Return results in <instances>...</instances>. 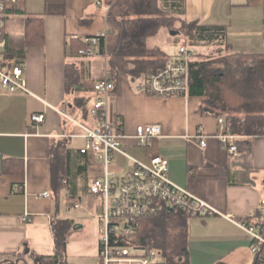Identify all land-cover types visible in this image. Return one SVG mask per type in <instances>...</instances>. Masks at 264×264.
Here are the masks:
<instances>
[{
    "label": "crops",
    "instance_id": "obj_1",
    "mask_svg": "<svg viewBox=\"0 0 264 264\" xmlns=\"http://www.w3.org/2000/svg\"><path fill=\"white\" fill-rule=\"evenodd\" d=\"M183 6L181 18L187 22L224 25L230 51L264 53V0H184ZM10 7L13 9L5 19V48H23L26 19H40L44 37L41 44L26 45L22 56H15L9 62L11 66H20L29 92H10L0 83V264L17 263L26 255L34 264H40L38 255L54 252V219L71 220L68 238L74 226L75 229L83 227H76L71 218L60 216L61 205L68 206L63 203L68 197L64 182L60 201L53 196V177L63 175L65 170L63 153H84L82 129L77 123L87 126L95 123L89 112L96 100L95 94H90L85 113L73 103L76 96L89 93L66 90L65 69L70 63L93 85L102 80L114 81L108 108L116 117L117 128L123 135L121 141L129 156L145 164L154 155L166 158L168 178L222 214L187 217L188 263L252 264L251 236L223 215L231 214L235 221L247 223L259 218L264 201V136L235 134L238 151L229 155L227 146L218 137V116L203 108L204 96L162 98L147 93V75L133 77L129 72L131 65L123 57L114 55L121 23L118 16L110 13L106 0H19ZM104 30L107 35L103 53H99L98 45L93 55L73 53L77 41ZM169 31L162 28L158 33L169 36ZM155 47L167 54L164 46L150 48ZM3 64L6 60L0 66L7 68ZM33 113H43L44 120L32 121ZM70 123L79 131H73ZM140 124H159L161 134L148 145L137 146L133 135ZM198 133L205 136V146L195 139ZM72 138L81 139L82 144L72 148ZM59 139L65 140L60 142L58 152L52 151ZM84 155L89 164L98 166L89 161L87 153ZM117 156L125 158L131 167L121 174L130 171L133 162L121 154ZM5 160H9L6 168ZM112 168L113 163L110 169L114 171ZM86 184L84 200H78L82 206L92 209L97 201L101 210H96L100 214L101 200L87 192ZM45 191L50 195L43 196ZM92 196L95 199L91 205ZM174 213L168 210L158 215L169 220ZM99 229L101 236L100 219ZM100 236L95 240L91 237L78 241L67 239L68 264L72 259L79 264L98 262Z\"/></svg>",
    "mask_w": 264,
    "mask_h": 264
},
{
    "label": "trees",
    "instance_id": "obj_2",
    "mask_svg": "<svg viewBox=\"0 0 264 264\" xmlns=\"http://www.w3.org/2000/svg\"><path fill=\"white\" fill-rule=\"evenodd\" d=\"M110 5V13L119 17L121 31L114 55L123 57L131 65L129 70L133 77L148 75L156 71L167 60L168 56L159 48L147 45L149 38L158 34L160 29L177 30L185 35L184 44L200 43L215 45V58L207 55L206 59L194 53L189 62L188 95L204 96L203 108L222 117L224 131L245 136H264V53L239 54L229 50L226 43V27L222 24H203L196 21L187 22L181 15L184 13V0H106ZM13 8L8 6L7 12ZM178 25V26H177ZM23 48L28 44L43 42V28L40 19H26L23 32ZM99 53H103V40L99 42ZM22 48V49H23ZM83 48L77 41L73 53ZM22 49L5 48L6 67L16 56H22ZM111 66V65H110ZM66 90L78 89L89 94L78 95L73 106L88 111L90 94L98 93L89 80L79 74L75 64H67L65 69ZM95 98V99H96ZM59 139L52 151L59 149ZM58 154V153H57ZM64 174L53 177V196L60 201L63 182L68 187L70 198L84 200L85 184L90 175H99L102 168L87 162L84 153L64 152ZM4 168L9 165L5 160ZM81 180L78 181L77 178ZM64 180V181H63ZM66 181V182H65ZM95 197L92 196V205ZM97 210L101 207L98 205ZM169 213V212H168ZM187 215L176 212L169 220L154 215L140 220L139 227L132 235L131 241L139 242L146 247L159 250L169 264H189L187 259ZM71 220L54 219L52 233L54 252L50 255H38L40 264H68L66 259V242Z\"/></svg>",
    "mask_w": 264,
    "mask_h": 264
},
{
    "label": "built area",
    "instance_id": "obj_3",
    "mask_svg": "<svg viewBox=\"0 0 264 264\" xmlns=\"http://www.w3.org/2000/svg\"><path fill=\"white\" fill-rule=\"evenodd\" d=\"M18 1L0 0V63L5 62L4 28L7 9ZM106 35L104 30L83 37V48L78 50V55H93L96 46ZM193 48L191 45L180 43L176 55L169 57L156 71L150 72L145 79L147 93L162 98L188 95L189 62L194 58ZM0 83L10 92H29L19 65L7 68L0 66ZM114 89L112 80L96 82L94 90L98 97L89 111L95 123L93 126L77 123L82 129L80 136L84 139L81 151L87 153L91 163L102 168L101 175L90 177L86 184L87 192L98 196L102 206V212L97 215L102 222L97 264H169L159 250L131 241L140 220L168 210L183 213L188 217L219 215L220 212L191 191L173 183L167 176L166 158L154 155L149 164H145L126 153L116 117L108 108V96ZM30 119L41 123L44 114L33 113ZM217 122L220 141L227 146L229 155H235L238 151L235 140L237 136L224 131L225 123L222 117H218ZM160 134L159 124H140L136 126L133 138L137 146H146ZM195 139L201 146L206 145L205 136L201 133L196 134ZM116 154L126 156L133 162L130 171L116 174L110 169ZM42 195L50 194L45 191ZM63 203L73 208L81 207L78 199L69 196L63 199ZM223 216L251 236L249 248L253 255L252 264H264V201L259 208V218L253 223L237 222L231 214ZM23 219L26 220V216Z\"/></svg>",
    "mask_w": 264,
    "mask_h": 264
},
{
    "label": "rangeland",
    "instance_id": "obj_4",
    "mask_svg": "<svg viewBox=\"0 0 264 264\" xmlns=\"http://www.w3.org/2000/svg\"><path fill=\"white\" fill-rule=\"evenodd\" d=\"M178 26V25H177ZM168 35L166 36L163 33H158L154 37H151L150 40L148 41L149 47H154L158 46L161 47L164 46V50L167 52V54L172 57L173 55L177 54L178 51V44L183 43L185 40V35L182 32H178L175 35L170 34V31L168 32ZM169 40V41H168ZM193 52L196 54H200V59H206L207 55L210 56V58H215L218 56H225V54H220L217 55L215 51V45H208V44H197L193 46ZM156 48V47H155ZM72 126L73 131L78 132L79 128L77 126H73L72 123H70ZM82 140L81 139H75L72 138V148H75L76 145H81ZM130 163L123 157L117 156L115 158V161L113 162V170L121 174L123 171H126L130 169ZM98 202L95 201L94 204L92 205L95 209L89 208L88 206H82L79 208H73L68 206L61 205L60 208V216L61 217H68L73 220L75 223L76 227L78 226H83L81 229H75V226L72 228V234L69 236V240L73 241H78L82 238H89L91 237L92 239H96L97 237L99 238L100 236V229H99V219L95 216L96 214H99V212L96 210L98 207ZM165 218V217H164ZM78 225V226H77ZM253 260V255L251 257ZM251 260V261H252ZM71 264H79L80 262L75 261L74 259L69 260ZM90 263L92 261H89ZM94 264L97 263L93 262ZM14 264H34L33 260L29 256H24L22 257L17 263Z\"/></svg>",
    "mask_w": 264,
    "mask_h": 264
},
{
    "label": "water",
    "instance_id": "obj_5",
    "mask_svg": "<svg viewBox=\"0 0 264 264\" xmlns=\"http://www.w3.org/2000/svg\"><path fill=\"white\" fill-rule=\"evenodd\" d=\"M177 33H178L177 30H170V34H172V35H175V34H177ZM35 264H36V262H35Z\"/></svg>",
    "mask_w": 264,
    "mask_h": 264
}]
</instances>
